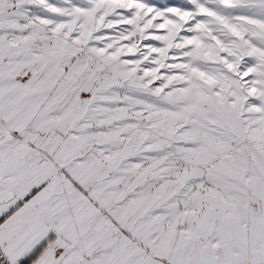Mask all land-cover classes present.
Segmentation results:
<instances>
[{
	"label": "snow or ice",
	"instance_id": "obj_1",
	"mask_svg": "<svg viewBox=\"0 0 264 264\" xmlns=\"http://www.w3.org/2000/svg\"><path fill=\"white\" fill-rule=\"evenodd\" d=\"M0 264H264V0H0Z\"/></svg>",
	"mask_w": 264,
	"mask_h": 264
}]
</instances>
